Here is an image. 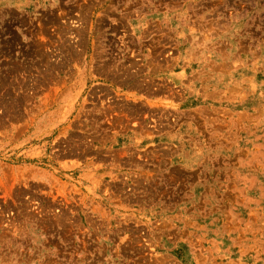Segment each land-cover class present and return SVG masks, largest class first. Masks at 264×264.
<instances>
[{
	"label": "rangeland",
	"instance_id": "1",
	"mask_svg": "<svg viewBox=\"0 0 264 264\" xmlns=\"http://www.w3.org/2000/svg\"><path fill=\"white\" fill-rule=\"evenodd\" d=\"M0 264H264V0H0Z\"/></svg>",
	"mask_w": 264,
	"mask_h": 264
}]
</instances>
